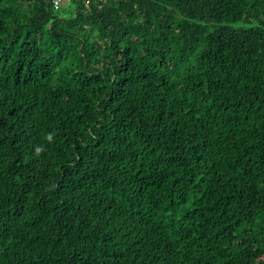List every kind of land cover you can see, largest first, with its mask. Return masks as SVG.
I'll return each mask as SVG.
<instances>
[{
    "label": "trees",
    "instance_id": "trees-1",
    "mask_svg": "<svg viewBox=\"0 0 264 264\" xmlns=\"http://www.w3.org/2000/svg\"><path fill=\"white\" fill-rule=\"evenodd\" d=\"M0 0V264H264V0Z\"/></svg>",
    "mask_w": 264,
    "mask_h": 264
},
{
    "label": "built area",
    "instance_id": "built-area-1",
    "mask_svg": "<svg viewBox=\"0 0 264 264\" xmlns=\"http://www.w3.org/2000/svg\"><path fill=\"white\" fill-rule=\"evenodd\" d=\"M65 1H68V0H57V1L55 2V6H56V7H60V5L63 4Z\"/></svg>",
    "mask_w": 264,
    "mask_h": 264
},
{
    "label": "rangeland",
    "instance_id": "rangeland-1",
    "mask_svg": "<svg viewBox=\"0 0 264 264\" xmlns=\"http://www.w3.org/2000/svg\"><path fill=\"white\" fill-rule=\"evenodd\" d=\"M65 3L67 4V3H68V1H65V2H64V4H65Z\"/></svg>",
    "mask_w": 264,
    "mask_h": 264
}]
</instances>
